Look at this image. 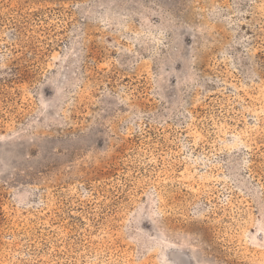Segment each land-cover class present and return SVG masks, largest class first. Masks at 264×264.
Here are the masks:
<instances>
[{"label":"rangeland","instance_id":"374dc122","mask_svg":"<svg viewBox=\"0 0 264 264\" xmlns=\"http://www.w3.org/2000/svg\"><path fill=\"white\" fill-rule=\"evenodd\" d=\"M0 264H264V0H0Z\"/></svg>","mask_w":264,"mask_h":264}]
</instances>
